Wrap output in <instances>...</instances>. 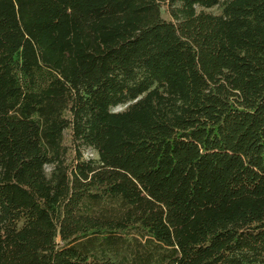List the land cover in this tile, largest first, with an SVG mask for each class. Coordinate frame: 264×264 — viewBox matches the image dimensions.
Wrapping results in <instances>:
<instances>
[{
	"label": "trees",
	"instance_id": "1",
	"mask_svg": "<svg viewBox=\"0 0 264 264\" xmlns=\"http://www.w3.org/2000/svg\"><path fill=\"white\" fill-rule=\"evenodd\" d=\"M0 264H264V0H0Z\"/></svg>",
	"mask_w": 264,
	"mask_h": 264
},
{
	"label": "rangeland",
	"instance_id": "2",
	"mask_svg": "<svg viewBox=\"0 0 264 264\" xmlns=\"http://www.w3.org/2000/svg\"><path fill=\"white\" fill-rule=\"evenodd\" d=\"M121 108H122V106H119V107L116 108V110H119ZM65 143L68 146L69 150L72 151L73 147H72V142H71V139H70L69 131H66V141H65ZM81 153H82L83 159H85V160L94 159V160L97 161L99 159V155H98L97 151L94 148L87 147V146H82L81 147ZM46 170H47L48 175H50V173L52 171V166H47Z\"/></svg>",
	"mask_w": 264,
	"mask_h": 264
}]
</instances>
